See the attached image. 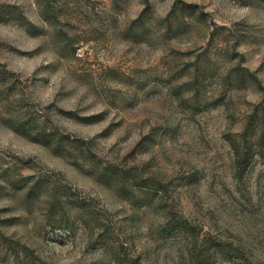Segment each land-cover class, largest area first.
I'll list each match as a JSON object with an SVG mask.
<instances>
[{"label":"rangeland","instance_id":"1","mask_svg":"<svg viewBox=\"0 0 264 264\" xmlns=\"http://www.w3.org/2000/svg\"><path fill=\"white\" fill-rule=\"evenodd\" d=\"M263 119L264 0H0V264H264Z\"/></svg>","mask_w":264,"mask_h":264},{"label":"trees","instance_id":"2","mask_svg":"<svg viewBox=\"0 0 264 264\" xmlns=\"http://www.w3.org/2000/svg\"><path fill=\"white\" fill-rule=\"evenodd\" d=\"M232 82L233 81H230L229 84L232 85ZM262 123H260V125L258 124V126L255 127V130L253 132H255L257 129H264V119L261 121ZM259 123V122H258ZM250 129V127H247L246 128V132H248ZM259 143H260V146L263 147V144H264V133L259 137ZM240 160V159H239ZM40 192H41V187L38 186L36 188H34L31 192V194L29 195L28 198H32L33 196H35L36 198L39 197L40 198ZM62 202V201H60ZM33 203V202H32ZM150 204V202H149ZM165 212V216H169V212L167 211H163ZM179 230H180V233L182 236H184L185 238L187 239H191L193 240L191 242V245L190 247H188L187 249V256H188V261L190 264H201L202 260H208L209 262L210 261H215L217 260L218 258H224V259H231L235 256H237L240 251V247H234L233 245L227 247L225 246L224 244H221V243H214V242H211L210 243V249L212 251H207V252H203V251H199L198 252V244H197V240L196 239V236L194 234H190L189 233V228L187 227L186 223H182L181 225H179ZM3 240H9L5 237L4 234H2L0 236V246L1 244L3 245ZM21 248L23 249H27L25 246H21ZM10 250V251H8ZM23 254V252H21L18 248H17V245H11L10 246V249H6L5 253L2 255L3 257V260H8V257L7 256H10L11 258H13V260H15V262H17L18 260H20V256ZM28 259H26V262H28L27 260H29V258L31 257L30 255H27L26 256ZM118 260V259H117ZM24 262V261H23ZM26 262H24L23 264H27ZM22 263V262H21ZM116 264H128L126 262H122L120 260L116 261Z\"/></svg>","mask_w":264,"mask_h":264}]
</instances>
